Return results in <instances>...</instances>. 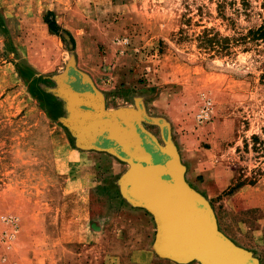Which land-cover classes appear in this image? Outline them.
<instances>
[{
    "label": "rangeland",
    "instance_id": "rangeland-1",
    "mask_svg": "<svg viewBox=\"0 0 264 264\" xmlns=\"http://www.w3.org/2000/svg\"><path fill=\"white\" fill-rule=\"evenodd\" d=\"M263 23L264 0H0V264L153 262L154 218L121 192L128 163L82 145L56 81L71 61L106 112L168 136L218 229L264 264V39L249 34ZM206 30L229 48L203 47Z\"/></svg>",
    "mask_w": 264,
    "mask_h": 264
},
{
    "label": "water",
    "instance_id": "water-1",
    "mask_svg": "<svg viewBox=\"0 0 264 264\" xmlns=\"http://www.w3.org/2000/svg\"><path fill=\"white\" fill-rule=\"evenodd\" d=\"M56 81L69 97V109L80 116L76 124L85 130L82 145L108 151L128 163L121 192L152 214L156 254L181 263L260 264L218 229L209 202L185 182L183 165L175 147L167 144L168 136L166 144H160L133 109L106 112L90 79L72 61Z\"/></svg>",
    "mask_w": 264,
    "mask_h": 264
},
{
    "label": "trees",
    "instance_id": "trees-1",
    "mask_svg": "<svg viewBox=\"0 0 264 264\" xmlns=\"http://www.w3.org/2000/svg\"><path fill=\"white\" fill-rule=\"evenodd\" d=\"M43 20H44V23L47 24L48 31L51 34H55L58 37L62 38V34L59 32L60 27L56 25V22L54 20L53 11H47L46 14L43 16ZM63 32L67 33L70 36L72 43L75 45V41L72 35L67 30H63ZM249 34L254 40L264 39V23L256 29H251L249 31ZM199 37H200V44L205 48H209L213 50H223V49L227 50L229 48L228 46V42L230 40L229 37H226V36L219 37L217 33L211 34L207 30L204 31V33L200 35ZM37 81H39V78H37L36 81L32 82L33 84L29 83L30 85L29 89L32 94L36 95V98L40 101V103L46 109L47 106L45 105V100L43 99L44 97H46L47 102L51 101V103H53L52 100H54V102L56 103V101L50 93H45L41 90L34 92V86H35L34 84Z\"/></svg>",
    "mask_w": 264,
    "mask_h": 264
},
{
    "label": "crops",
    "instance_id": "crops-1",
    "mask_svg": "<svg viewBox=\"0 0 264 264\" xmlns=\"http://www.w3.org/2000/svg\"><path fill=\"white\" fill-rule=\"evenodd\" d=\"M54 20L56 22V25H58L60 27L59 32L63 35V30H65L66 27L63 24H61L57 20V18L54 17ZM45 25H46V28L48 30V27H47L46 23H45ZM50 35H55V34H51L50 33ZM151 252H150L149 256L143 255L142 259H140V260H142L143 262H148V261L152 260L153 262L151 264H200L197 260H192V261H189V262L181 263V262H177V261H174L172 259H169V258L161 257V256L157 255L156 253H152L151 254Z\"/></svg>",
    "mask_w": 264,
    "mask_h": 264
}]
</instances>
